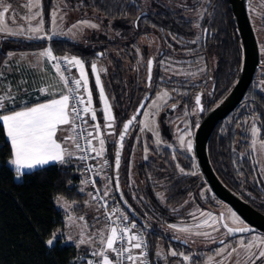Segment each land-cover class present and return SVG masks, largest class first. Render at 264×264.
<instances>
[{
    "label": "trees",
    "instance_id": "1",
    "mask_svg": "<svg viewBox=\"0 0 264 264\" xmlns=\"http://www.w3.org/2000/svg\"><path fill=\"white\" fill-rule=\"evenodd\" d=\"M43 1L44 16L49 24L50 12L56 0ZM66 1L82 10L92 9L101 15L115 32L113 38L108 41L98 39L96 43L89 37L80 42L61 37L24 40L0 35V66L6 60L7 53L13 49H42L50 46L58 55L80 56L88 68L98 116L105 123L103 105L93 79L91 64L98 58L111 61L105 87L115 117V135L114 139L107 142L106 155L110 162L114 191L110 200L122 204L113 178L116 138L122 124L136 111L148 90L147 61L154 54L141 42V38L154 33L162 43L158 53L154 54L152 83L156 87L154 92L160 88H167L171 92L169 104L165 106L167 111L163 110L159 119L165 142H174V132L167 112L172 110L175 113L182 109V106L174 109L173 104L181 102L191 109L196 105V95L200 89L204 92V102L208 101L206 99L210 100L211 108L229 93L242 67L241 38L228 0H204L206 11L201 21V32L198 31L195 17L190 13L194 7L177 8L164 0ZM261 22L264 25V18ZM205 29L208 31L207 35ZM138 51L141 52L143 63L139 62ZM201 53L202 59L209 66L207 73L202 76L206 80L203 88L201 82L197 83V77L166 74L163 62L170 56L191 58L190 63H197L201 59ZM262 66L264 63H261L260 67ZM19 107L8 110H17ZM3 113L4 110H0V114ZM249 115L257 116L259 123L264 124V88L259 86L256 77L245 100L225 122H221L225 126L222 129L219 126L209 141L210 156L219 164L220 174L228 185L234 183L230 170V151L237 138L235 126L238 119ZM199 116H203V113L192 117L195 126L200 122ZM141 118L136 121L125 142L121 184L126 200L141 218L137 221L145 230L152 264H163L157 254L158 244L162 239L185 253L193 254V262L196 263V259H199L196 264H202L205 256L200 250L205 249L203 246L192 250L187 242L172 240L167 234L169 225L182 221L186 211L184 204L188 198L194 195L196 200H201L200 191L206 182L195 153L169 145L155 146L149 143L152 154L145 159L142 140L132 169L136 184L130 186V162ZM10 155L11 145L0 122V264H86L84 259H79L86 253V247L65 242L63 233L67 228L66 215L57 204V198L62 196L77 203V213L86 211L87 193L81 191L79 186L83 174L82 162L73 158L64 164L52 163L32 171H24V175L17 178L14 167L8 163ZM251 173H255L253 169ZM97 180L100 184L98 178ZM89 185L94 196L93 185ZM160 193L165 196L164 202ZM127 213L130 214L128 211ZM132 218L136 220L133 216ZM53 234H56L57 242L49 247L45 241Z\"/></svg>",
    "mask_w": 264,
    "mask_h": 264
},
{
    "label": "snow or ice",
    "instance_id": "2",
    "mask_svg": "<svg viewBox=\"0 0 264 264\" xmlns=\"http://www.w3.org/2000/svg\"><path fill=\"white\" fill-rule=\"evenodd\" d=\"M27 7L30 12L33 7L38 9L35 12H31L27 20L30 22L32 19H36V17H41L35 27H30L28 29L29 33L39 34L42 31L43 25L42 11L40 10L42 9L41 0H29ZM9 11L10 6L4 4L3 0H0V33H6L8 35L25 34L23 29L13 31L4 23L5 14ZM51 15L53 23H55L57 12L53 11ZM79 24L91 28L98 27V25L89 21H80L78 22V25ZM78 25H73V27H77ZM29 38L39 39L42 37L35 35ZM192 43H195V41H192ZM39 55L47 58L48 61H58V59L64 61L63 67L59 62L53 65L63 85V91L59 98H53L44 103H37L33 106L24 107L18 111L13 110L6 114H0V122H2L5 134L11 145V155L8 163L14 167L17 178L24 175L23 170L25 169H35L38 166L47 165L51 162L64 164L73 158L86 161L90 157L92 159L103 157L106 144L104 137L106 135H114L115 117L112 114L111 105L109 104L108 97L105 94L100 79V72L105 70L98 69L96 63L91 64V71L95 76V85L98 89L99 99L103 104L102 111L105 122L103 128L110 131H102L100 123L97 122L96 110L93 107L92 90L89 85L88 74L85 71V62L75 56L57 58L53 55L50 48L44 50ZM100 55H103V53ZM152 65L153 61L149 59L147 61L149 85L151 82ZM72 68L77 69L79 75L78 77L69 79L65 73L70 72ZM0 91H4V89L0 87ZM167 95L166 92L163 93L160 99H163ZM10 99L13 98L10 96H0V110L5 108V101ZM196 103H200L199 97H197ZM141 107L144 106L141 105ZM137 114H139V112ZM145 115L147 116L150 114L145 113ZM85 117H90L91 121L95 123L90 124ZM135 120L136 115L123 124V130L119 134V148L115 152V169L117 172L121 163L123 141L128 133L130 125H132ZM77 121H80L79 125H77ZM62 126H69V130L72 134L63 137L62 140H58L57 133L62 130ZM144 127L149 128L150 125L145 123ZM78 128L79 131H77ZM143 130L144 129H141V131ZM258 131L259 129L253 127V136H256ZM155 134L158 137V133ZM81 140L84 141L83 144H81ZM93 141L97 142L98 147ZM183 142V138H181V143L183 144ZM255 143L256 141L254 140L253 145H255ZM261 147H264V142L261 143ZM187 149L191 151V141H188ZM145 151L147 152V149H145ZM76 153H83V155L77 156ZM93 153L94 156L91 155ZM145 159H147V155ZM104 164L107 165L108 161L104 160ZM180 171L183 172V169H180ZM194 174L195 173H193V175ZM108 179L110 182L111 178ZM116 179V190L119 191L118 175ZM92 183L93 186H95V181H92ZM107 188L108 185L106 184L105 189ZM81 191H83V189H81ZM89 195L92 194L89 193ZM107 195L108 191L106 190L104 196ZM92 198L95 200L97 196H93ZM121 198H123L122 194ZM100 207L106 209L108 207L107 202L105 201ZM118 212H120L119 209H113L112 214ZM112 214L105 212L106 222L104 227L90 235H85L83 231V228L87 225H81L82 231L78 246L86 244L96 245L91 251V256L94 259L87 260V264H125V261H127V264H146L147 253L145 250L147 248V243L143 234L137 231V224L126 214L120 213L115 219L112 218ZM69 219H71V217ZM78 219L83 221L85 218L81 216ZM99 219L100 217L96 218L97 222ZM207 224L208 221L205 220L203 225ZM203 225L198 224L196 227L199 228ZM225 227L227 226L225 225ZM169 228L185 233L192 230L191 227L178 228V226L174 224L169 225ZM234 231L246 232L249 231V229L228 228L229 234ZM56 242V234H53L51 238L45 241L46 245L49 247H53ZM220 243L224 244V241H220ZM262 245H264V238H261L259 243L255 240L248 241L247 243L243 240L239 242V249H243L246 253L244 264H256L257 260L264 258V247H262ZM254 248H259L258 253L252 251ZM239 249L232 248L229 252L228 247L225 246L217 254L224 255L225 252H228V257L231 258L232 253L238 252ZM171 255L176 256L177 253L172 251ZM180 255H183L185 261L190 259L189 256L183 253H180ZM236 264H241V262L237 260Z\"/></svg>",
    "mask_w": 264,
    "mask_h": 264
},
{
    "label": "rangeland",
    "instance_id": "3",
    "mask_svg": "<svg viewBox=\"0 0 264 264\" xmlns=\"http://www.w3.org/2000/svg\"><path fill=\"white\" fill-rule=\"evenodd\" d=\"M168 4H172L173 6L177 8H188V7H194V9L191 10V15L195 17L196 19V25L198 28V31L201 32V21L206 11V3L204 0H164ZM3 3L10 6V11L5 14L4 17V23L7 25V27L13 31H18L20 29H23L24 33L23 35H8L6 33H0V35H3L4 37L10 38H22L24 40H34L37 38H29L30 36L39 35L42 38H39L38 40L46 39L49 40L51 38L55 37H61V38H69L75 41L82 42L84 39L87 40L91 39V41L98 43V39H103V41H107V39H112L114 35V31L112 28H110L106 22H104V18L97 14L94 10H82L81 8L74 6L73 4L67 2L66 0H56L54 2V5L50 12V19L49 24H47L46 18L44 16V1L41 0L42 4V19H43V25H42V31L39 34H32L28 32V29L30 27H35L41 17H36V19H32L30 22L27 20V17L31 15V12H35L38 9L33 7L31 9V12L29 11V8L27 7L29 0H3ZM248 9L251 16V20L253 22L254 28L257 33V37L259 40L260 45V51H261V62L264 63V25L262 24V19L264 18V0H248ZM56 11L57 15L55 17V23H53L52 19V12ZM80 21H89L93 24L98 25L96 28L86 27L82 24L78 25V22ZM73 25H78L77 27H73ZM97 35V36H96ZM143 40L146 44H148L151 51H153L154 54H157L162 43L159 40V37L152 33L150 35L143 36ZM106 43V42H105ZM188 52V51H186ZM139 62L143 63V59L141 57V52L138 51ZM189 59V60H188ZM198 59V58H195ZM199 62L190 63L191 58H184V57H178V56H170L168 59L164 60L163 67L167 71L166 74L169 75H175V76H202L207 73V70L209 68L208 64L203 59H198ZM93 63H96L98 69H104L105 71L100 72V79L101 83L104 87L105 94L108 97L109 104L110 98L108 96L106 87H105V79L108 76L109 73V65L111 61L107 58H98L93 61ZM186 64V65H185ZM213 64L215 65L216 62L214 61ZM107 65V67H106ZM72 79L71 77H69ZM88 78H89V85L92 90V97H93V107L96 110L97 115V122L100 123V125H103L102 120L98 116V111L96 109L95 100H94V93L92 89L91 84V78L88 72ZM93 79L95 81V76L93 74ZM256 81L259 84L260 87L264 88V66L260 67L256 76ZM98 90V89H97ZM167 93L168 95L164 97L163 99H160L163 93ZM171 96V93L167 89H160L155 94L154 98L151 99L149 104L147 105L143 116L141 120L139 121L140 126L138 127V134L135 139L134 144V153L132 154V161L135 159V157L140 152V144L143 140L144 142V149H143V155L144 157L147 155L149 157L152 153L150 152L149 143H152L155 146L160 145H169L173 148H178L183 151H189L187 149V143L188 141H191L192 149L194 150V135L195 130L197 126H195L192 123L191 117L193 115L197 114V106H193L191 109H181L177 114L174 115V117L171 118V122L177 121V123L180 122V118L184 117L185 119L182 120V123L185 126V129L181 130L180 128H176L174 130V142H165L162 137V127L159 123L160 115L162 113L163 107L168 103L169 98ZM103 105V104H102ZM6 108V107H5ZM145 113H149L150 115H145ZM113 114V111H112ZM89 123H95L90 120V117H87ZM247 124H255L257 122L256 117H250L247 121ZM145 123L149 124V128H145ZM196 127V128H195ZM102 131H104L103 126L101 127ZM141 129H144L141 131ZM259 132V131H258ZM155 133H158V137ZM106 153L104 154L105 157H107V142L110 139H114V135H106ZM181 138H183V144L181 143ZM159 140V142H158ZM256 141L255 145H253V141ZM264 142V139L261 137V135L257 134L256 136L252 137V147L256 156V161L261 169V172L264 176V147H261V143ZM95 144V141H93ZM96 145V144H95ZM147 149V152L145 151ZM80 154V153H78ZM103 155V156H104ZM105 159V160H107ZM107 165H104L103 172L105 171L106 166L109 165V160ZM131 161V169L133 167V162ZM95 164H96V174L98 172V163L96 162L95 158ZM133 171L131 172V178H130V186H134L135 178L133 176ZM86 180L88 181L87 176L85 173L82 174ZM104 175V179L99 180L100 181V188L105 192L108 191V197L109 199L112 198L113 195V184L112 180L109 182L108 178L109 175L106 174V172L102 173ZM89 182V181H88ZM108 185V188L105 189V185ZM160 198L164 202L165 196L163 193H160ZM60 200L58 201V206L63 207V211L65 212L66 218L68 219L67 223V229L63 233L66 238V243L71 242H77L80 238H76L77 234H79V230L81 229V225L77 224V221L74 220V217L76 213L73 208L72 203L70 206H66L67 201H69L65 197H60ZM66 201V202H65ZM96 201V200H95ZM97 203V202H96ZM98 204V203H97ZM187 214L192 212H197L199 210V205L195 201L194 195H191L188 199V201L184 204V206H188ZM99 207V204H98ZM101 213V210H100ZM184 213V212H182ZM202 214H196L190 220L187 221H180L174 223V225H177L179 227H191L190 232H181L176 229L170 228L167 231V234L171 237L172 240H180L182 242H188L191 249L202 247L205 249H201V253L205 255V260L202 264H236V261L239 260L241 264H244V260L246 259V253L243 249H239V242L241 240L245 241L244 238H240L238 242L227 241L224 242V244H220V240H216V236L222 231L221 228V222L220 217L226 222L228 225H235L234 218L232 217V211L231 208L224 204L223 207L219 209L214 210H204ZM223 213V215H222ZM232 215V216H231ZM71 217V219H69ZM79 218V217H78ZM76 219V218H75ZM207 220L208 224L203 225V222ZM80 221V220H79ZM82 225H87L83 228V231L85 235H90L94 233L95 231L90 229V223H87L86 220L81 221ZM201 224L202 227H196V225ZM104 227L105 224H100ZM78 232V233H77ZM67 235V236H66ZM80 235V234H79ZM260 235V236H259ZM262 238L261 234L252 233V236H250L248 239L253 241L255 240L257 243H259V240ZM246 242V241H245ZM247 243V242H246ZM220 244V245H219ZM86 247V253L84 252L83 256L79 259H84L86 256H91V250H93L96 245L95 244H86L84 245ZM225 246L228 247V251L230 252L232 248L239 249L238 252L232 253L231 258L228 257V252H225L224 255H218L217 253L223 249ZM264 247V245H262ZM209 248V249H206ZM175 251L177 253L176 256L171 255V252ZM253 252L258 253L259 248H254L252 250ZM159 253V258L162 260L163 264H196L199 259H196V263L193 262V254L185 253L183 250H179V248L173 246L172 244H168V242H165L164 239H162L158 244L157 254ZM180 253H183L184 255L189 256V260L185 261L183 258V255H180ZM196 255V253H195ZM92 257V256H91ZM256 264L257 261H256ZM264 264V263H263Z\"/></svg>",
    "mask_w": 264,
    "mask_h": 264
},
{
    "label": "water",
    "instance_id": "4",
    "mask_svg": "<svg viewBox=\"0 0 264 264\" xmlns=\"http://www.w3.org/2000/svg\"><path fill=\"white\" fill-rule=\"evenodd\" d=\"M228 1L230 8L233 12L234 21L236 22L237 29L242 42V48H243L242 67L238 75L237 81L235 82L229 93L205 114V116L201 119L199 125L197 126L194 137L195 153L198 158V163L206 179L213 188V190L223 200L231 204L251 224H253L251 228H247L249 229V231L246 232H250L251 230L254 229H260L264 231V214L258 211L257 209H255L252 205H250V203L243 200L238 194H236L226 184L222 182V180L215 172L209 156L208 146L213 131L223 119L229 116L240 105L248 89L253 83L262 63L259 40L249 13L248 0H228ZM150 59L153 61L152 71H151V80H152L154 67H155V57L151 56ZM152 94H153V89L150 90L144 96L136 112L129 118L131 119L134 115H136V120L133 122L132 125H130L128 133L126 134L125 139L123 141V148L121 149V163L118 172L115 169V154L113 161V178H114L115 187L117 183L116 177L118 175L119 191L116 190L118 198L125 206L126 210L136 220L139 221L141 220V218L134 211L132 206L128 203L123 193L122 184H121L122 157H123V150L127 136L130 130L132 129L133 125L135 124V122L142 116L145 106L147 105ZM198 97L200 99L199 106L200 109H202L203 106L201 104V94H199ZM141 105H143L144 107H141ZM138 112L139 114H137ZM128 120H126L124 123H126ZM122 130H123V125L121 126L119 134ZM119 134L116 139L115 152L119 148V142H118ZM121 194L123 198H121ZM233 229H238V228H233ZM242 233L245 232L234 231L231 234L236 235ZM198 248L196 247V249Z\"/></svg>",
    "mask_w": 264,
    "mask_h": 264
},
{
    "label": "flooded vegetation",
    "instance_id": "5",
    "mask_svg": "<svg viewBox=\"0 0 264 264\" xmlns=\"http://www.w3.org/2000/svg\"><path fill=\"white\" fill-rule=\"evenodd\" d=\"M205 34L207 35L208 34V31L207 29H205ZM109 39H107L108 41ZM160 40V39H159ZM141 42L144 44V45H147L149 46L148 44L145 43V41L143 40V37L141 38ZM204 51V49H202ZM204 53V52H203ZM203 53H201V59L203 57ZM189 55V54H188ZM187 55V56H188ZM152 56L155 57V55L153 54ZM151 58V57H150ZM199 62V61H198ZM107 67V65H106ZM203 76V75H202ZM202 76H192V77H197V83L201 82V86L202 88L204 87L205 85V78H202ZM186 77H190V76H186ZM201 77V78H200ZM147 86H148V90L146 92V94L153 89V94L151 95L147 105L149 104V102L151 101L152 98H154L155 94L157 93L158 90L162 89H158L155 91V84L152 83V80L150 82V85L148 83V71H147ZM164 89H167V88H164ZM205 89V88H204ZM169 90V89H167ZM170 91V90H169ZM205 91V90H204ZM248 92V91H247ZM155 93V94H154ZM171 93V92H170ZM145 94V95H146ZM199 94H201V104H202V109H200V106L199 104L196 103L195 106H197V114H200V113H203V116H199V120L201 121V119L205 116V114L210 110L212 109L215 105H212L211 108H209L211 106V103H210V100L209 99H206V103L204 102V92L202 90H198V94L196 95V99L197 97L199 96ZM144 95V96H145ZM247 95V93H246ZM245 95V97H246ZM143 96V98H144ZM171 97V96H170ZM245 97L244 99L242 100V102L245 100ZM142 98V99H143ZM170 99V98H169ZM142 101V100H141ZM140 101V102H141ZM196 101V100H195ZM241 102V103H242ZM240 103V104H241ZM140 104V103H139ZM169 103H167L168 105ZM147 105L145 106V109L147 107ZM139 106V105H138ZM166 106V105H165ZM163 107V110L164 111H167V108L166 107ZM174 106V109L177 110V108L181 107L182 106V109H187L188 106L187 105H182L181 102L178 103V105L176 104H173L172 107ZM170 107V106H169ZM138 108V107H137ZM144 109V111H145ZM189 109V108H188ZM137 110V109H136ZM162 110V111H163ZM181 110V109H180ZM180 110H177L178 112ZM143 111V113H144ZM136 112V111H135ZM134 112V113H135ZM178 112H175L170 110L169 112H167L168 116H170V119L169 121L171 120L172 117H174L175 114H177ZM133 113V114H134ZM174 113V114H172ZM132 114V115H133ZM195 114V115H197ZM131 115V116H132ZM130 116V117H131ZM143 116V114H142ZM141 116V117H142ZM230 116V115H229ZM227 116L225 119H223L222 121L225 122V120L228 119ZM140 117V118H141ZM250 117H256L257 119V122L255 124H247V121ZM236 116L233 118V120H235ZM185 119L184 117H181L179 120L180 122L177 123V121H174V122H171V126H172V131L174 132V130L176 128H180L181 130L185 129V126L184 124L182 123V120ZM128 120V119H127ZM191 120H192V123L194 122L193 118L191 117ZM237 120V119H236ZM221 121V122H222ZM238 124L235 126V128L237 129V134H236V140L231 148V161H230V169L231 170V176L233 178V185H228L222 175L220 174V171L221 169L219 168V164L216 163V161H213V159L211 158L210 156V153H209V156H210V160H211V163H212V166L215 170V172L217 173V175L219 176V178L222 180V182L224 184H226L232 191H234L236 194H238L243 200L247 201L248 203H250V205H252L255 209H257L258 211L262 212L264 214V176L261 172V169L256 161V156H255V153H254V150H253V147H252V137H253V134H252V129L253 127H256L257 129H259V132L257 134L261 135V137L264 139V124H261L259 123L258 121V117L255 116V115H249L248 117L246 118H242V119H238ZM221 122L216 126L215 130L219 127V126H222L221 129L225 126L224 123L221 124ZM136 123V122H135ZM200 123V122H199ZM123 125V124H122ZM135 125V124H134ZM133 125V126H134ZM199 125V124H198ZM197 125V126H198ZM183 127V128H182ZM133 128V127H132ZM121 129V128H120ZM132 130V129H131ZM130 130V131H131ZM215 130L213 131L212 135L215 133ZM196 131V130H195ZM130 133V132H129ZM119 134V133H118ZM114 135H115V131H114ZM129 135V134H128ZM211 135V137H212ZM118 136V135H117ZM128 137V136H127ZM195 137V135H194ZM211 137H210V140H211ZM117 139V138H116ZM192 152L195 153V138H194V150H191ZM195 156L197 158V155L195 153ZM132 161V160H131ZM133 162V167L135 165V159L132 161ZM197 162H198V158H197ZM131 164V162H130ZM198 166H199V169L204 177V180L206 182V185L201 189L200 193V199L201 200H196V197H195V201L196 203L199 205V210L197 212H192V213H189L187 214V211H188V208H189V205L188 206H185L186 207V211H185V214H184V217L181 219L182 221H187V220H190L193 215L195 216L196 214H202V212L204 210H214V209H219L221 207L224 206V204L228 205L230 208H231V211H232V217L234 218V222H235V225H227L226 222L220 217V221L221 222V228H222V231L216 236V240H220V241H224V242H227V241H230V242H233V240H235L234 242H238V240H240V238H244L246 242L248 241H251L249 240L248 238L250 236H252V233H258V234H261L262 238H264V231L263 230H260V229H254V230H251L250 232H245V233H242V234H236V235H233V234H229L228 233V228H251L253 224H251L245 217H243L231 204H229L228 202H226L225 200H223L214 190L213 188L211 187L210 183L208 182V180L206 179L199 163H198ZM131 167V165H130ZM132 167V169H133ZM132 169L130 168V172H132ZM254 170L255 173H251V170ZM252 174V176L250 175ZM189 199V198H188ZM188 201V200H187ZM186 201V202H187ZM223 215V213H222ZM190 218V219H189ZM225 225L227 227H225ZM260 236V235H259ZM221 244V243H220ZM219 244V245H220ZM205 256V255H204ZM257 263L258 264H263L264 263V258H262L261 260H257Z\"/></svg>",
    "mask_w": 264,
    "mask_h": 264
},
{
    "label": "crops",
    "instance_id": "6",
    "mask_svg": "<svg viewBox=\"0 0 264 264\" xmlns=\"http://www.w3.org/2000/svg\"><path fill=\"white\" fill-rule=\"evenodd\" d=\"M51 49L52 53L57 58L67 57H78L82 59L80 56L73 55V54H64L58 55L56 54L50 46H47L42 49H13L7 53V58L4 63L0 66V87L4 89V91H0V96H10L13 99L5 101L4 113L11 111V109L16 106H20L16 111L21 110L24 107L33 106L37 103H44L53 98H59L61 92L63 91V85L61 84L59 77L56 73L55 68L53 67L54 64L59 62L61 66H64V61L62 59H58V61H48L47 58L40 56L39 54L46 49ZM11 54V55H9ZM84 61V59H82ZM85 62V61H84ZM85 71L88 74V68L85 63ZM68 77H78L79 73L78 70L72 68L70 72L65 73ZM70 79V78H69ZM43 90V91H41ZM111 105V103H110ZM112 109V106H111ZM13 111V110H12ZM91 120V119H90ZM104 125V123H103ZM101 124V127L103 126ZM104 131H110L105 130ZM72 134L69 130V126H62V130L57 133V139L62 140L63 137ZM109 140H112L109 138ZM96 146L98 147L97 142L95 141ZM68 146V145H66ZM105 153H106V146H105ZM104 153V154H105ZM78 156V153H76ZM107 159L105 155L103 157H97L96 162L98 163V172L97 178L99 180L104 179V175L102 173L106 172L109 177L110 174V167L106 166L105 171L103 172L104 160ZM108 160V159H107ZM56 163L51 162L49 164ZM47 164V165H49ZM43 165V166H47ZM38 166L37 168L43 167ZM34 169H25L23 171H32ZM80 189H83V192L87 193V199L85 201L86 211L83 213H77L75 210V205L77 204L74 201H67L69 203L66 206H70L71 203L75 210L77 217H74V220L77 221V224L82 225L81 220L79 221L78 217L83 216L87 223H90V229L93 231H98L103 228L100 224H105V219L100 213V208L96 201L92 198L93 195L90 189V185L86 178L81 175V181L79 183ZM62 197V196H60ZM57 198V203L60 200ZM66 202V201H65ZM60 208H63L60 206ZM100 217L99 221L97 222L96 218ZM76 218V219H75ZM68 223V219L66 218ZM81 228V227H80ZM67 229V228H66ZM79 234H77L76 238H81V229H78ZM77 232V233H78ZM67 236V235H66ZM67 240H65L66 242ZM78 245L77 242H71ZM84 246V245H79ZM92 251V250H91ZM89 259H94L91 256L84 257L86 261Z\"/></svg>",
    "mask_w": 264,
    "mask_h": 264
},
{
    "label": "built area",
    "instance_id": "7",
    "mask_svg": "<svg viewBox=\"0 0 264 264\" xmlns=\"http://www.w3.org/2000/svg\"><path fill=\"white\" fill-rule=\"evenodd\" d=\"M85 118L87 119V117H85ZM76 123H77V125H79L80 121H77ZM89 130H91V129H89ZM77 131H79V128L77 129ZM80 142H81V144L84 143L83 140H81ZM79 155H83V153L78 154V156ZM91 155L94 156V153ZM81 162L83 164L82 172L85 173V175L87 176L89 183L91 185H93L92 181H95V186H93V194H94V196H97V199H95V200L99 204V208L101 210V215L103 216V218L105 219V215H104L105 212L112 214L113 209H119L120 210V212L112 214L113 219H115L117 215H120V213L128 215L130 217V219L137 224V231L141 232L143 234L145 240H146V243H147V248L145 250L147 253L146 264H152L151 254H150V246H149L148 239H147L144 228L142 226H140V224L138 223L137 220H134L132 218V216L127 213V210L125 209V207L120 202L114 203L109 199L108 196H104V192L98 184L97 174L95 173L97 166H96L95 162L93 161V159L90 157L88 160L81 161ZM108 166L110 167V163ZM105 201L107 202V205H108V207L106 209L100 207V205L103 204ZM134 254H137V253H134ZM125 264H127V261H125Z\"/></svg>",
    "mask_w": 264,
    "mask_h": 264
}]
</instances>
